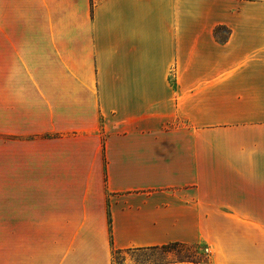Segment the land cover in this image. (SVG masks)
Segmentation results:
<instances>
[{
    "label": "crops",
    "instance_id": "1",
    "mask_svg": "<svg viewBox=\"0 0 264 264\" xmlns=\"http://www.w3.org/2000/svg\"><path fill=\"white\" fill-rule=\"evenodd\" d=\"M0 231V264H264V0H0Z\"/></svg>",
    "mask_w": 264,
    "mask_h": 264
},
{
    "label": "rangeland",
    "instance_id": "2",
    "mask_svg": "<svg viewBox=\"0 0 264 264\" xmlns=\"http://www.w3.org/2000/svg\"><path fill=\"white\" fill-rule=\"evenodd\" d=\"M8 237V231H0V238ZM33 237H39V232H33ZM205 250L207 249L202 247H191L188 252L178 248L129 250L118 252L112 260L114 264H121L122 261H127L128 264H171L180 263V261H184L187 258H202L205 260L204 257L208 254Z\"/></svg>",
    "mask_w": 264,
    "mask_h": 264
},
{
    "label": "trees",
    "instance_id": "3",
    "mask_svg": "<svg viewBox=\"0 0 264 264\" xmlns=\"http://www.w3.org/2000/svg\"><path fill=\"white\" fill-rule=\"evenodd\" d=\"M228 35V31L223 28V27H217L214 29V37L216 38V40H218L219 42H224L227 38ZM107 223H108V232L109 235L111 233V228H110V218H109V214L107 213ZM161 249H166V248H178L180 250H185L188 252V250L191 248L189 246H184V245H179V244H170L167 246H162L160 247ZM155 249V248H154ZM117 251H113L112 252V258H114V256L117 254ZM204 260L202 258L200 259H195V258H187L184 261H180V263H192V264H199L202 263Z\"/></svg>",
    "mask_w": 264,
    "mask_h": 264
},
{
    "label": "built area",
    "instance_id": "4",
    "mask_svg": "<svg viewBox=\"0 0 264 264\" xmlns=\"http://www.w3.org/2000/svg\"><path fill=\"white\" fill-rule=\"evenodd\" d=\"M205 252H208L207 250H205Z\"/></svg>",
    "mask_w": 264,
    "mask_h": 264
}]
</instances>
